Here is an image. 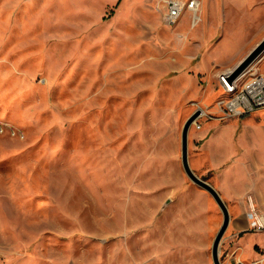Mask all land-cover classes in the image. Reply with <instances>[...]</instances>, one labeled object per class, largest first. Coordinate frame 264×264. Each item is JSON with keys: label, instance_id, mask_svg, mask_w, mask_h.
<instances>
[{"label": "rangeland", "instance_id": "1", "mask_svg": "<svg viewBox=\"0 0 264 264\" xmlns=\"http://www.w3.org/2000/svg\"><path fill=\"white\" fill-rule=\"evenodd\" d=\"M165 1L0 0V264H214L223 213L184 169L182 129L205 105L188 158L212 184L264 152V108L215 113L218 62L264 16L205 0L169 24ZM229 211L222 263L264 264V231Z\"/></svg>", "mask_w": 264, "mask_h": 264}, {"label": "built area", "instance_id": "2", "mask_svg": "<svg viewBox=\"0 0 264 264\" xmlns=\"http://www.w3.org/2000/svg\"><path fill=\"white\" fill-rule=\"evenodd\" d=\"M167 10L164 19L169 24H175L181 15L190 11L192 14V24L199 21V10L201 0H166ZM249 68L244 70L237 77L229 80L233 68L222 70L218 74L219 85L222 88V96L217 101V117L220 119L242 116L264 108V72ZM201 114L194 121L197 129L202 127L199 122L201 116H211L209 112L201 106ZM197 107V108H198ZM246 217L250 230L264 231V211L259 208L252 195L247 196Z\"/></svg>", "mask_w": 264, "mask_h": 264}, {"label": "crops", "instance_id": "3", "mask_svg": "<svg viewBox=\"0 0 264 264\" xmlns=\"http://www.w3.org/2000/svg\"><path fill=\"white\" fill-rule=\"evenodd\" d=\"M224 3L225 5H232V7H234V9L237 11L253 12L255 16H252V20L264 16V0H224ZM204 9L205 0H202V4L198 12L200 16L199 20L202 19ZM257 43H255V45ZM255 45L244 51L245 53L240 52L237 55L235 53L219 61V64L225 66L220 71L233 68ZM255 63L256 60L253 61L251 65L253 66ZM205 104L208 106L207 102H205ZM200 106L205 108V105L203 104ZM255 160L256 163L250 168L243 165L240 167L235 166L234 168H232V166L231 168L225 167L220 172L221 174L215 177V179H217L216 183L212 181L213 185L217 188L222 197L227 200L229 206L228 208H230V210L236 214L237 218L234 222V226L237 228V232L239 233L246 229L248 223L247 217L245 215L248 195H252L259 208L264 211V152L259 153V151H257ZM250 234L251 233H248V235L243 238V244L238 247L237 252H239L238 256L240 259H243L247 254V247L251 243L249 242L251 238ZM262 261L263 260L260 262Z\"/></svg>", "mask_w": 264, "mask_h": 264}, {"label": "water", "instance_id": "4", "mask_svg": "<svg viewBox=\"0 0 264 264\" xmlns=\"http://www.w3.org/2000/svg\"><path fill=\"white\" fill-rule=\"evenodd\" d=\"M264 51V37L246 54V56L241 59L234 67L233 71L229 76V80L234 79L237 77L240 73H242L253 61H255L261 53ZM201 114V109L198 107L196 108L192 114L187 118V120L184 123L182 134H181V155H182V163L184 166V169L188 176L198 185L205 188L207 191H209L218 205L220 206L222 213H223V222L215 235L213 244H212V258L214 264H225L222 263L220 256H219V246L221 239L223 237V234L225 233L229 223H230V211L227 206V203L225 202L224 198L220 194V192L217 190V188L210 183L209 181L205 180L204 178L200 177L191 167L189 163L188 158V136H189V130L193 122L199 117ZM230 264H246L243 261H235Z\"/></svg>", "mask_w": 264, "mask_h": 264}, {"label": "bare ground", "instance_id": "5", "mask_svg": "<svg viewBox=\"0 0 264 264\" xmlns=\"http://www.w3.org/2000/svg\"><path fill=\"white\" fill-rule=\"evenodd\" d=\"M126 6V5H125ZM252 67V65L250 64L245 70H249V68H251ZM203 108V107H202ZM204 110H207V109H205V108H203Z\"/></svg>", "mask_w": 264, "mask_h": 264}]
</instances>
